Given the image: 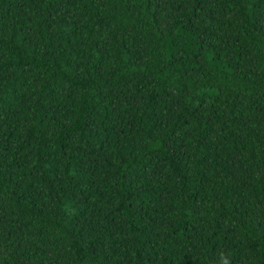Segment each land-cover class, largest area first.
I'll use <instances>...</instances> for the list:
<instances>
[{"label": "trees", "instance_id": "1", "mask_svg": "<svg viewBox=\"0 0 264 264\" xmlns=\"http://www.w3.org/2000/svg\"><path fill=\"white\" fill-rule=\"evenodd\" d=\"M0 264H264V0H0Z\"/></svg>", "mask_w": 264, "mask_h": 264}]
</instances>
